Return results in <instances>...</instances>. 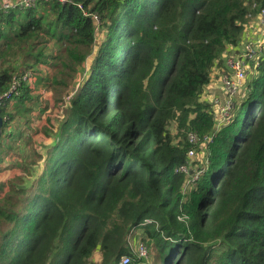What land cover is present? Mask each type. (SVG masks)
Returning a JSON list of instances; mask_svg holds the SVG:
<instances>
[{
	"label": "trees",
	"instance_id": "trees-1",
	"mask_svg": "<svg viewBox=\"0 0 264 264\" xmlns=\"http://www.w3.org/2000/svg\"><path fill=\"white\" fill-rule=\"evenodd\" d=\"M261 9L48 0L0 11V95L20 81L0 104V264H89L95 252L97 264H264V49L223 123L212 103L223 91L202 95L231 73L225 53L241 52ZM43 68L63 114L24 157L5 130L28 123ZM190 150L201 159L188 190Z\"/></svg>",
	"mask_w": 264,
	"mask_h": 264
},
{
	"label": "rangeland",
	"instance_id": "rangeland-1",
	"mask_svg": "<svg viewBox=\"0 0 264 264\" xmlns=\"http://www.w3.org/2000/svg\"><path fill=\"white\" fill-rule=\"evenodd\" d=\"M259 15H260V12L257 13V15L250 17L249 22H248V24H247V26H246V28L244 30V34H243L244 37L242 38V41H241V43H239L240 45H238V47H240V48L243 47L244 48L243 45H245V40H247V41L253 40V43H254L253 48L255 50H257V51L261 50L262 51L264 49V30L261 29V22H260V16ZM96 20H95L96 22L99 21L98 15H96ZM96 31H97L96 32V41H97V43H100V42H102L104 40L105 34L103 32V29L100 28V26L98 28H96ZM251 45H253V44L251 43ZM259 51L256 54H258ZM233 54H235V52H232V53L227 52V53H225L224 60L228 58L227 56L230 57V56H233ZM92 57H93V54L89 56V59L87 61V65L90 63V58H92ZM252 64H254V65L258 64L256 59H248L246 61L247 75H246V78L239 84V85H241L239 92L237 91L236 94L231 97L232 98L231 99L232 103L233 102L235 103L236 101H238L243 96L245 89H243L244 87L242 86V84L244 83L245 80L247 81L253 75V70H252L253 66H252ZM45 71L46 70L43 68L41 72H38V71H36V72L44 74ZM77 75H78L77 76V80H79L82 75H80V73H78ZM218 81H219L218 77H217V79L214 77V79H212V82H210V85L212 86V88H214V91H216V89L218 88L219 94L218 93L217 94L220 95L223 89L221 87L222 83L218 84ZM46 89L49 90L48 85L46 86ZM212 94H214V93L213 92L212 93L211 92H203L202 93L203 98H206L208 100L210 98V95H212ZM48 98H52L54 104L53 103L51 104L50 103V99L48 100ZM56 98L57 97L56 96L54 97V94H53L51 89L48 92L45 93V99H44L43 107L46 106L47 111H49V114L53 118L56 117L57 115L63 114V109H64L63 104L59 106L58 105L59 102L55 101ZM36 113L37 112H35L34 115H31V117L33 118L32 119V123H36V120H38L39 116L36 115ZM30 114H32V112ZM216 116H218V117L215 118L216 126L220 125L221 123H223L228 118V117L227 118L222 117V115L219 114L218 112H217ZM25 134H27V135H25ZM25 134H24L23 139L21 140L22 144L18 145V146L21 149H23V152H21L22 155L24 157H27V156H29L31 154V150L30 149L35 147V141H37V140L35 138L36 136H34L33 131L26 132ZM46 142H48V141L46 140ZM198 149L201 150V146H199ZM198 158L201 159L200 158V154L199 155H195L194 154L193 157L188 161V163L185 166L186 172H187V176H188L187 180H186V185H187L188 190L192 189L195 186L194 181L196 179V175H195L194 168H195L196 165L194 166L192 164V161H194V160L197 161ZM189 180H191V181H189ZM134 251L137 252L139 257H143V255L139 254L138 250H136V247H135ZM97 258H98V255L95 252L92 255L91 259L89 260V264H97Z\"/></svg>",
	"mask_w": 264,
	"mask_h": 264
},
{
	"label": "built area",
	"instance_id": "built-area-1",
	"mask_svg": "<svg viewBox=\"0 0 264 264\" xmlns=\"http://www.w3.org/2000/svg\"><path fill=\"white\" fill-rule=\"evenodd\" d=\"M39 1H48V0H0V11L4 12L9 9H16V8H20V9L31 8L34 7L36 3ZM55 1H58L60 3H65L67 0H55ZM83 14L85 13L83 12ZM259 16L261 22V29L264 30V9L260 10ZM92 19L96 20V15H92ZM251 43L253 45H251ZM243 46L244 48L242 47L241 52L237 56L228 57L226 59V64L232 73L223 76L220 81V83H222L221 86L224 94L222 100L219 101L218 98L212 99V103L213 106L215 107L216 112H218L219 114L222 115V117L225 118L229 117L228 114L232 106L231 97L234 96L237 91L239 92L241 86L239 84L246 78L247 75L246 61L248 59L257 60L259 58V54L261 51L258 50L259 53L256 54L258 51L253 48L254 46L253 40L250 41L246 40L245 45ZM31 78L32 75L30 73H26L25 76L22 78V80H27L30 82L32 81ZM19 85H20V81L15 79L12 82L10 89L3 95H0V104L2 100L9 99L13 93H16ZM189 139L191 142H195L197 140L196 135L194 134H190ZM187 155L188 158L191 159L194 155V152L190 150L187 152ZM185 166L186 165H181L180 169L186 171ZM137 248L139 254L141 255L146 254V248L143 246V244H139ZM127 262H128V258L123 257L120 259L118 264H126Z\"/></svg>",
	"mask_w": 264,
	"mask_h": 264
},
{
	"label": "crops",
	"instance_id": "crops-1",
	"mask_svg": "<svg viewBox=\"0 0 264 264\" xmlns=\"http://www.w3.org/2000/svg\"><path fill=\"white\" fill-rule=\"evenodd\" d=\"M45 78H46L45 73L38 74V76L34 79L33 84L30 85L31 88L33 89V94L36 97V102L34 101L29 104L30 106H32L33 111H31L32 114H30L29 116L28 123L25 124L22 118L21 119L16 118V121L11 122V124L7 127V128H10V131H7V128H6L5 133L8 134L9 132H11L13 136L7 137L6 139H4L3 140L4 143L9 142V143H16L17 145H21L22 144L21 140L23 139L24 134L29 131H33L34 136H36L35 137L36 140H41L43 138V134L40 132L41 128L47 125L49 122L53 123L54 121L52 119L53 117L49 114V111H47L46 106L43 107L45 93L49 91L48 89H46L47 84H46ZM210 89H212V92L214 91V88H212L211 85H210ZM216 90H218V88ZM49 99H50V103L52 104L53 99L48 98V100ZM35 112H37L36 115H38L39 117H38V120H36V123H32L33 118L31 117V115H34ZM49 117H50V121L48 122L47 118ZM0 139H1V136H0ZM44 140L49 141L47 137H45ZM20 151L23 152V149H21ZM21 152L19 153L21 154ZM7 158H9V156H7Z\"/></svg>",
	"mask_w": 264,
	"mask_h": 264
},
{
	"label": "water",
	"instance_id": "water-1",
	"mask_svg": "<svg viewBox=\"0 0 264 264\" xmlns=\"http://www.w3.org/2000/svg\"><path fill=\"white\" fill-rule=\"evenodd\" d=\"M74 89L72 88V91ZM2 125H3V118L0 116V136H1V133H2Z\"/></svg>",
	"mask_w": 264,
	"mask_h": 264
}]
</instances>
